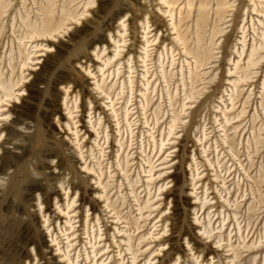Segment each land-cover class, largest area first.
Returning <instances> with one entry per match:
<instances>
[{
	"label": "rangeland",
	"instance_id": "374dc122",
	"mask_svg": "<svg viewBox=\"0 0 264 264\" xmlns=\"http://www.w3.org/2000/svg\"><path fill=\"white\" fill-rule=\"evenodd\" d=\"M0 11V264H264V0Z\"/></svg>",
	"mask_w": 264,
	"mask_h": 264
},
{
	"label": "bare ground",
	"instance_id": "6f19581e",
	"mask_svg": "<svg viewBox=\"0 0 264 264\" xmlns=\"http://www.w3.org/2000/svg\"><path fill=\"white\" fill-rule=\"evenodd\" d=\"M73 2V1H72ZM74 3V2H73ZM165 4L166 5H168L169 7H170V3L169 2H165ZM5 4H3V6H4ZM89 5V4H88ZM87 5V6H88ZM204 7V6H203ZM2 9L4 10L5 8H3L2 7ZM51 8L49 7V8H47V9H45V13H47V15L48 16H50L51 14H52V11L50 10ZM219 10V9H218ZM2 11V10H1ZM1 11H0V18H1V16H2V14L3 13H1ZM44 11V10H43ZM225 11V10H224ZM258 13H259V11H257ZM65 13V12H64ZM263 13V12H262ZM261 14V13H260ZM46 15V14H45ZM262 15H264V14H262ZM64 17V16H63ZM173 18V17H172ZM199 20H200V18H199ZM202 21V20H201ZM200 21V22H201ZM66 22V19H65V17L59 22V23H57L56 24V22H53V18L51 17V18H46L45 20H43V22H42V27H40L39 28V30L36 32L35 30L33 31V35H37V37H39V38H43V37H46V36H48V37H51L54 33H57L59 30H61L62 29V27L64 26V23ZM29 25V24H28ZM27 25V26H28ZM202 25V24H201ZM204 28V27H203ZM201 29V28H200ZM178 31V30H177ZM33 37H35V36H33ZM32 37V38H33ZM148 42V41H147ZM148 44V43H147ZM253 51H252V53H251V55H250V57H249V61H250V63H249V66H255V62H254V60H253V58H254V56H255V53H256V50L257 49H252ZM241 55V54H240ZM147 58V57H146ZM202 59V58H201ZM203 61H201L200 59H197V63L198 64H201ZM198 67H199V65H198ZM256 67V66H255ZM147 82V87H148V85H149V80H147L146 81ZM131 84V83H130ZM132 85V84H131ZM130 85V86H131ZM1 88H2V90L7 94L6 96H5V98H11L12 97V95H13V89L11 88V87H5L4 85L2 86L1 85ZM144 97H145V95H144ZM113 105V104H112ZM116 111H114L113 110V114H115V116L114 117H116L117 118V114L115 113ZM128 115H129V112L126 110V112H125V119H126V121H127V123L129 124V122H128ZM175 123V122H174ZM120 124V123H119ZM118 124V125H119ZM134 124V123H133ZM119 127V126H118ZM129 127H131L130 126V124H129ZM172 131V130H171ZM162 146H163V144L161 145V148H162ZM161 148H160V150H161ZM142 154H143V152H142ZM150 161V160H149ZM148 164H150V163H148ZM143 168V167H142ZM91 172H93L94 173V170L93 169H91L90 170ZM153 171H154V168L152 167V166H150V170L147 172L148 174H149V177H148V185H147V188L148 189H150L151 188V186H152V183L154 182V176L152 175L153 174ZM88 172V171H87ZM145 173V172H144ZM111 175V174H110ZM101 177V176H100ZM100 177H99V179H100ZM112 177V176H111ZM141 178V177H140ZM138 181H137V183H136V185H138ZM154 185V184H153ZM135 186V185H134ZM148 196H150V193H149V195ZM108 200V199H107ZM150 202L148 201L147 202V204H149ZM140 212H142L143 211V209H140L139 210ZM68 224H70V222H68ZM71 228H72V226H71ZM129 251H131V250H129ZM137 262V258H136V256L134 255V257H133V262H132V264H135Z\"/></svg>",
	"mask_w": 264,
	"mask_h": 264
},
{
	"label": "snow or ice",
	"instance_id": "6c2138e0",
	"mask_svg": "<svg viewBox=\"0 0 264 264\" xmlns=\"http://www.w3.org/2000/svg\"><path fill=\"white\" fill-rule=\"evenodd\" d=\"M55 161H53V163H54Z\"/></svg>",
	"mask_w": 264,
	"mask_h": 264
}]
</instances>
